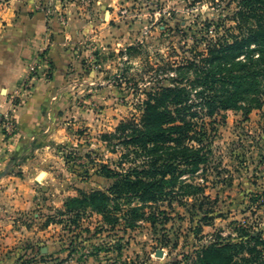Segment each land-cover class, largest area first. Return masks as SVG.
<instances>
[{"label": "rangeland", "instance_id": "obj_1", "mask_svg": "<svg viewBox=\"0 0 264 264\" xmlns=\"http://www.w3.org/2000/svg\"><path fill=\"white\" fill-rule=\"evenodd\" d=\"M236 4V0H0V12L14 6L21 18L30 13L43 16L51 40L35 59L40 61L34 63L30 79L9 92L14 109L20 110L32 97L39 73L56 83L50 91L53 106L44 126L47 132L24 153L9 157L7 168L0 170V177L13 172L23 176L22 166H31L38 184L33 207L16 216L29 232L24 243L13 248L18 251L12 254V264H191L196 246L237 236L240 226L252 225L264 235V108L248 117L227 110L217 125L211 166L205 172L183 174L184 180L206 184V194L217 199L211 204L224 214L199 223V233L192 218L193 203L199 202L183 194L180 186L174 207L162 203L168 215H161L156 224L145 218L150 211L145 207L146 215L130 225L133 215L127 210L140 204L135 199L132 205L121 199L120 210L111 203L117 218L111 222L91 206L79 214L66 206L69 197L79 195V188L111 187L114 177L104 173L103 166L129 167L130 161L122 160L125 147L117 127L139 117L147 92L171 83L170 63L178 65L205 49L216 34L208 32L206 22L232 14ZM56 49L62 55L52 62ZM42 58L49 67H42ZM0 132L8 144L21 141L20 119L13 110L0 115Z\"/></svg>", "mask_w": 264, "mask_h": 264}, {"label": "trees", "instance_id": "obj_2", "mask_svg": "<svg viewBox=\"0 0 264 264\" xmlns=\"http://www.w3.org/2000/svg\"><path fill=\"white\" fill-rule=\"evenodd\" d=\"M236 1L232 14L206 22L208 32L216 34L205 49L178 65L170 63L171 83L147 92L139 117L117 127L125 147L122 160L130 161L129 167L103 166V172L114 177L111 187L79 188V195L66 201L69 212L79 214L91 206L111 222L117 219L111 203L120 210L121 199L130 205L135 199L140 204L127 210L133 215L130 225L146 215L145 207H150L145 218L156 224L161 215H168L162 203L173 208L180 186L183 194L199 202L193 203L192 212L196 232L202 231L199 223L224 215L211 204L217 199L212 201L206 194V184L182 176L211 166L213 139L227 110H239L248 117L264 108V0ZM195 252L191 264H264V235L262 229L246 224L237 228V236L200 244Z\"/></svg>", "mask_w": 264, "mask_h": 264}, {"label": "crops", "instance_id": "obj_3", "mask_svg": "<svg viewBox=\"0 0 264 264\" xmlns=\"http://www.w3.org/2000/svg\"><path fill=\"white\" fill-rule=\"evenodd\" d=\"M0 115L13 110L20 119L23 137L19 145L8 144L4 134L0 132V170L7 168L9 157L14 153H24L33 141H37L47 132L44 126L50 122V108L53 103L50 91L55 87V81L43 79L42 73L36 75L33 95L20 110L14 109V104L9 98V92L29 78L30 71L34 68L35 60L39 53L49 48L50 37L46 32L45 20L40 14H28L21 18L16 14V8L6 7L0 12ZM62 53L59 49L54 51L52 62H57ZM42 67H49V63L42 58ZM61 69V67H59ZM23 144V148H21ZM19 151V152H16ZM32 151V148L29 149ZM26 172L23 176L9 173L0 177V264H12V254H17L18 248L13 249L23 241L26 232L23 226L16 222L18 212L31 209L36 199V178L31 166H22ZM27 213V212H26ZM25 241V240H24ZM21 242V243H24ZM13 249L9 258L7 252ZM17 263V261H16ZM15 263V264H16ZM18 264V263H17Z\"/></svg>", "mask_w": 264, "mask_h": 264}, {"label": "water", "instance_id": "obj_4", "mask_svg": "<svg viewBox=\"0 0 264 264\" xmlns=\"http://www.w3.org/2000/svg\"><path fill=\"white\" fill-rule=\"evenodd\" d=\"M161 252L159 251V254H160Z\"/></svg>", "mask_w": 264, "mask_h": 264}]
</instances>
